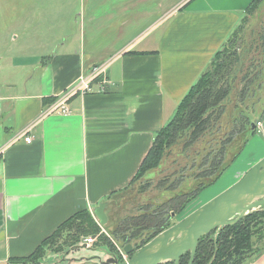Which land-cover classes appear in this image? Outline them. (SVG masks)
Segmentation results:
<instances>
[{
    "label": "crops",
    "instance_id": "0c3cea01",
    "mask_svg": "<svg viewBox=\"0 0 264 264\" xmlns=\"http://www.w3.org/2000/svg\"><path fill=\"white\" fill-rule=\"evenodd\" d=\"M78 1L30 0L19 18L18 0H0V148L33 126L30 144L20 140L0 156V264L31 256L67 220L94 214L131 185L156 133L254 0ZM115 35L124 39L114 43ZM107 61L104 92L75 97L68 116L42 117ZM256 157L234 162L210 200L264 152ZM246 264H264V250Z\"/></svg>",
    "mask_w": 264,
    "mask_h": 264
},
{
    "label": "trees",
    "instance_id": "16d2710c",
    "mask_svg": "<svg viewBox=\"0 0 264 264\" xmlns=\"http://www.w3.org/2000/svg\"><path fill=\"white\" fill-rule=\"evenodd\" d=\"M262 1L254 0L242 21L246 22L252 14L251 10L256 11ZM242 27L243 23L213 56L208 68L179 104L173 119L156 133L154 144L133 179V181L146 179L152 171L159 168L164 150L172 147L176 141L181 139L184 140L182 154L187 158L189 155L185 151L189 149L201 144L215 145V149L214 147L211 149V154L206 152L204 155L203 150L198 151L195 155L197 157L204 155L201 164L198 161L192 163L191 171L193 168H196V173L199 171L194 174V181L197 183L193 188L187 191L180 189L179 192L175 189L176 183L168 186L167 191L174 192V195L151 213L120 223L119 228H116L112 234L122 244V247L131 244L134 251H138L168 230L171 214L183 212L187 205L195 200L203 190L217 183L237 160L254 135L255 131L252 132L250 129L251 124L256 125V121L264 118V61L261 60L264 58V43L257 46L256 52L263 48L258 60L250 58L251 52L257 48L255 44L252 45V42L245 48L244 53L239 54L242 43V41L239 42ZM259 41L264 42V36L260 35ZM144 54L140 53V55ZM239 75L242 76L241 80H239ZM238 80L241 88L237 86ZM229 103L232 104L231 108L228 106ZM223 117L227 118L224 129L222 127ZM215 128H218L217 134L220 133V138H216L217 135L215 136L213 132ZM222 129L223 132H221ZM210 133L211 139L205 138L206 142H202V138L210 136ZM238 136L240 140L243 138L242 142L227 160L228 147L239 138ZM215 138L218 139L216 143H214ZM211 156L213 158L210 160ZM186 179V177L182 178L181 181ZM151 180L146 179V181ZM167 181L169 180L158 182L161 186L164 182H166L164 185H167ZM263 222L264 210L249 214L238 223L223 228L217 237L211 233L202 238L197 247L194 264H246L251 257L247 255L253 247L252 241L258 235L255 229L262 226ZM62 231L68 234L66 243H70V247H74L87 236L97 237L99 226L88 210L79 212L60 226L31 256L10 260V264H40L46 247L54 246L56 244L55 237H59ZM260 253L262 251L256 255ZM115 255L123 262L117 253ZM189 261L190 253H186L181 257L180 264H188Z\"/></svg>",
    "mask_w": 264,
    "mask_h": 264
},
{
    "label": "rangeland",
    "instance_id": "374dc122",
    "mask_svg": "<svg viewBox=\"0 0 264 264\" xmlns=\"http://www.w3.org/2000/svg\"><path fill=\"white\" fill-rule=\"evenodd\" d=\"M29 1L30 0H18L19 18L24 17L25 14H23V11L21 10L22 7L26 6V4H30ZM51 1H52L51 3L56 4V0H51ZM263 1L260 2L261 6L256 11L253 9L251 10L252 14L248 17L246 22L242 21L243 27L240 31L241 33L239 40V42L241 43L242 41V43L239 49L240 50L239 54L244 53L245 48H247L248 45L250 46L251 42L252 45L255 44V47H257L258 44L262 45V43H264L263 41H259L260 35L264 36V2ZM31 4L33 5L34 2H32ZM74 4H76L77 7H79L78 0H75ZM242 23L240 26H242ZM155 30L156 29L139 38L136 46L140 42L145 40L147 37H149L151 34H153ZM106 32L110 36H112L116 33V30L111 31L110 29H106ZM122 39H124L123 35L121 36L115 35L114 43L115 42L118 43V41ZM116 45L117 44L114 45V48L116 47ZM263 48H261L260 51H262ZM116 49L117 47L115 48V50ZM257 50L258 47L256 48V50H253L251 52L250 55L251 60L252 58L258 60L261 52L260 51L256 52ZM119 55L114 57L117 58ZM261 60L264 61V58H262ZM247 72L248 71L246 70L245 73L247 74ZM241 77L242 76L239 75V80H241ZM237 86L238 88H241L240 81L237 82ZM231 105L232 104L230 103L228 104L229 108H231ZM226 121L227 118L223 117L222 119L223 129L226 124ZM258 121H261L263 124V126L261 127L262 133L259 134L255 130L254 133L255 135H253V137H251L248 142L251 143L250 144L251 147L250 149L245 148L243 152L240 154V156L237 158V160L235 161V162L238 161V165L236 166V168H239L240 165L241 166L244 165V163H246L249 158L250 159L253 158L251 162H254L255 156H258L256 157V160H258L259 156H261V154L264 152V118ZM258 121H256L255 123H257ZM223 129L221 132H223ZM213 132L215 133V136L217 135L216 138H220V133L217 134L218 128L217 129L215 128ZM205 138L211 139V133L210 136L209 135L204 136L202 138L203 140L202 142H206ZM216 138L214 143L218 141V139ZM242 139L243 138H241V140ZM241 140L240 137L237 138V140L228 147V151H227L228 156L226 157L227 160L234 154L237 147L242 142ZM183 143L184 140L179 139L178 141L175 142V144L172 147L168 149L166 148L164 150L163 160L161 161L159 168L152 171L146 178L148 180L152 179L151 181H146L145 178L137 179L133 181V183L129 186V188L124 190L123 193L114 196L111 199H109V201H107L106 210H105L107 216L106 225H102L100 223V221L95 216V213L92 214L94 220L99 226V232L97 233L98 234L97 237L87 236V238H94V242L92 243L91 246L88 247L86 245H83V240H84L83 239L82 241H80V243L77 246L70 247L71 244L66 243L68 234L62 231L59 237H55L56 244L54 246L51 245L46 247L43 257L40 260V264H104V262L108 260L110 256H113L115 253H117L122 258L121 252L124 251V247H122V244H120V242H118L116 237L112 234L114 230L116 228H119L120 223L125 222V220L136 219L137 217L151 213L155 208L160 206L169 197L173 196L174 192L169 193V191H167L168 186H171L172 184L176 183L175 189H177L178 192L180 189L183 191H187L188 189L193 188L195 186V183H197V181L196 182L194 181L195 178L194 174H197L199 171H197L196 173L195 171L196 168L195 169L193 168V170L191 171L193 167L192 163L198 161L199 164H201L202 163L201 161L203 159L202 156L206 155V152L211 154V149H213V147L215 149V145L213 144L210 143L209 145L201 144L199 146H196L192 149L185 151L186 154L189 155L187 158L186 155L183 156L182 154ZM252 147H255V151H253V149L251 150ZM203 150L205 152L204 155H200L201 157L195 156L198 151H203ZM252 155L254 157H251ZM212 158L213 156L210 157V160ZM185 177L187 179L185 181H181V179ZM165 179L169 180L167 181L168 184L164 185L166 183L164 182L160 186V183L158 181H163ZM217 185L219 186V182L203 190L195 200H193L191 203L187 205V207L184 209L183 212L178 214L172 213L170 218L171 219L170 228L175 226L179 222L183 221L193 212L200 209L204 205L210 203L213 199H215L217 196H219L220 194H222L223 192H225L230 188L229 187L219 195L215 196V198L210 200L211 196L219 189V187L215 188ZM262 210H264V207L261 209H256L250 215L256 212H260ZM255 230H257L258 235L255 237V239H253L252 241L253 247L250 253H248L247 255L251 257L253 256V254L256 255L257 253L264 250V222L262 226H259ZM219 233L220 231H214L213 236L217 237Z\"/></svg>",
    "mask_w": 264,
    "mask_h": 264
},
{
    "label": "water",
    "instance_id": "95a60500",
    "mask_svg": "<svg viewBox=\"0 0 264 264\" xmlns=\"http://www.w3.org/2000/svg\"><path fill=\"white\" fill-rule=\"evenodd\" d=\"M250 129L254 132V123ZM263 207L264 158L235 185L161 233L142 249L134 251L131 244L126 245L124 252L130 256L129 261L121 262L114 254L104 264H180L181 257L186 253H190L188 264H194L197 247L202 238L238 223L256 209ZM105 210V203L95 210V216L102 225L107 224Z\"/></svg>",
    "mask_w": 264,
    "mask_h": 264
},
{
    "label": "built area",
    "instance_id": "2783aa9c",
    "mask_svg": "<svg viewBox=\"0 0 264 264\" xmlns=\"http://www.w3.org/2000/svg\"><path fill=\"white\" fill-rule=\"evenodd\" d=\"M112 64V61H107L100 65L94 66L87 73L80 76L77 82L72 86V88L65 91L62 95L56 98V100L50 103L45 107L43 116L53 115L60 113L61 115H70L72 110L70 108V103L75 97L84 96L88 93H93L94 90H99L104 92L106 88L111 84V81L108 79V68ZM263 126L261 121L256 123V131L260 134L262 133L261 127ZM33 126L28 130H25L23 133L19 134L16 138L12 139L4 146L0 148V156H2L6 150L24 139L27 143H31L32 138L30 131ZM256 132V133H257ZM94 242V238H86L83 240V245L91 246ZM123 262L129 261V256L125 254L124 251L121 252ZM117 256V255H116ZM118 257V256H117Z\"/></svg>",
    "mask_w": 264,
    "mask_h": 264
},
{
    "label": "bare ground",
    "instance_id": "6f19581e",
    "mask_svg": "<svg viewBox=\"0 0 264 264\" xmlns=\"http://www.w3.org/2000/svg\"><path fill=\"white\" fill-rule=\"evenodd\" d=\"M110 66H111V65H110ZM110 66H109V68H110ZM109 68H108V69H109ZM88 94H90V93H88ZM88 94H87V95H88ZM56 114H60V113H56ZM47 116H50V115H46V116H42V117L44 118V117H47ZM63 116H64V115H63ZM65 116H68V115H65ZM255 130H256V125H255ZM255 130H254V131H255ZM22 140H24V139H22ZM24 141H25V140H24ZM25 142H26V141H25ZM31 142H32V141H31ZM26 143H27V142H26ZM27 144H30V143H27ZM258 163H259V162H258ZM258 163H257V164H258ZM251 169H252V168H251ZM251 169H250V170H251ZM250 170H249V171H250ZM204 206H205V205H204Z\"/></svg>",
    "mask_w": 264,
    "mask_h": 264
}]
</instances>
